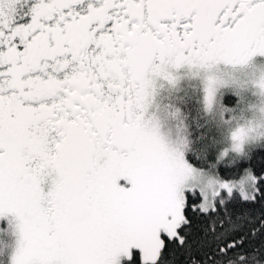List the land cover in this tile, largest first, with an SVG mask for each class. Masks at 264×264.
<instances>
[{
    "label": "snow or ice",
    "instance_id": "1",
    "mask_svg": "<svg viewBox=\"0 0 264 264\" xmlns=\"http://www.w3.org/2000/svg\"><path fill=\"white\" fill-rule=\"evenodd\" d=\"M256 54L264 0H0L11 264H264V126L203 171L144 120L170 69Z\"/></svg>",
    "mask_w": 264,
    "mask_h": 264
},
{
    "label": "rangeland",
    "instance_id": "2",
    "mask_svg": "<svg viewBox=\"0 0 264 264\" xmlns=\"http://www.w3.org/2000/svg\"><path fill=\"white\" fill-rule=\"evenodd\" d=\"M181 70L187 72L176 74L170 69L173 76L171 81L162 77L155 79L154 92L147 113L145 112L144 120L149 127L156 129L171 153L181 158L190 167L207 171L209 169L198 168L186 159V134L188 130L191 131V128L184 117H179L180 114L179 112L176 113V109L185 98L192 95L194 87L192 84L189 85L191 94L189 91L180 94V91H177L180 88L178 84L186 82L188 79L198 83L200 87H196V89L202 95L204 103L212 116V118L209 117L210 121L207 122L214 126L216 131H219L220 145H216L218 146L217 149L221 147L219 156L221 157V154L226 150L227 155L234 154L235 152L231 146L232 140L228 134L229 129L243 123L264 126V90L256 84V81L264 76V55L256 54L252 56L248 63L243 66L213 65L210 69H207L185 65L181 67ZM209 77L213 79L211 101L206 99ZM190 81L186 83H190ZM228 85H232V90L237 92V98L240 102L230 110L222 103V96H224ZM251 146H254V143L246 145V150ZM8 219L0 218V228L7 225ZM17 241L18 236L15 233H0L1 262L11 264V257L17 247Z\"/></svg>",
    "mask_w": 264,
    "mask_h": 264
},
{
    "label": "trees",
    "instance_id": "3",
    "mask_svg": "<svg viewBox=\"0 0 264 264\" xmlns=\"http://www.w3.org/2000/svg\"><path fill=\"white\" fill-rule=\"evenodd\" d=\"M171 95V94H170ZM237 93L226 92L224 104L229 110L235 107L240 102L237 98ZM181 102V101H180ZM179 112V117H184L188 122L191 131L186 134L187 145L185 150L186 159L189 163L202 169H210L213 166L216 169L234 167L236 163L242 162L237 157V154H230L223 158L219 156L220 140L218 137L219 131L207 121H210L212 116L203 102L202 95L198 92H193L192 95L185 98L182 104L178 105L176 113ZM210 117V118H209ZM218 145V146H216ZM253 152L257 151L255 146L250 148ZM0 264L1 261H0Z\"/></svg>",
    "mask_w": 264,
    "mask_h": 264
},
{
    "label": "clouds",
    "instance_id": "4",
    "mask_svg": "<svg viewBox=\"0 0 264 264\" xmlns=\"http://www.w3.org/2000/svg\"><path fill=\"white\" fill-rule=\"evenodd\" d=\"M241 66L246 65V64H239ZM264 82V76H261L257 81L256 84L259 88L261 83ZM262 89V88H261ZM264 90V89H262ZM253 125L251 123H243V124H238L235 127L231 128L228 130V134L230 136V139L232 140V136L234 133L240 134V135H244V133H246L248 131L249 128H251ZM233 140H232V145H233ZM231 145V146H232Z\"/></svg>",
    "mask_w": 264,
    "mask_h": 264
},
{
    "label": "flooded vegetation",
    "instance_id": "5",
    "mask_svg": "<svg viewBox=\"0 0 264 264\" xmlns=\"http://www.w3.org/2000/svg\"><path fill=\"white\" fill-rule=\"evenodd\" d=\"M219 65H229V66H237V65H233V64H226V63H223V62H220V63H218V64H214V66H219ZM185 66V65H184ZM183 67V66H182ZM188 70V69H187ZM191 70V69H190ZM186 70H181V67L180 68H178V69H176V68H172V72L174 73H178V72H183V73H186L185 72ZM188 81H190V79H188L186 82H188ZM186 82H183V84L182 85H180V84H178V85H180V88H183L184 90H182V93H184V92H186V91H189V93H191V88H190V84H192L193 85V87L195 88V87H200L199 85H198V83L197 82H195V81H190V83H186ZM146 113H147V111H146ZM144 117H145V113H144Z\"/></svg>",
    "mask_w": 264,
    "mask_h": 264
}]
</instances>
